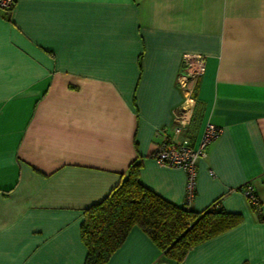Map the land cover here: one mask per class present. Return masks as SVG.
<instances>
[{
  "label": "crops",
  "instance_id": "0c3cea01",
  "mask_svg": "<svg viewBox=\"0 0 264 264\" xmlns=\"http://www.w3.org/2000/svg\"><path fill=\"white\" fill-rule=\"evenodd\" d=\"M185 55H202L191 122L221 129L197 162L191 212L240 223L166 259L138 227L105 264H264V0H17L0 11V264H83L84 211L139 163L182 206L185 174L152 157L174 139ZM253 185L259 207L242 190Z\"/></svg>",
  "mask_w": 264,
  "mask_h": 264
},
{
  "label": "trees",
  "instance_id": "16d2710c",
  "mask_svg": "<svg viewBox=\"0 0 264 264\" xmlns=\"http://www.w3.org/2000/svg\"><path fill=\"white\" fill-rule=\"evenodd\" d=\"M240 221L239 214L217 207L195 214L184 205L165 201L139 182V163H132L120 184L84 211L80 226L86 248L83 264H105L133 227L141 229L166 259L180 263L192 248Z\"/></svg>",
  "mask_w": 264,
  "mask_h": 264
},
{
  "label": "built area",
  "instance_id": "2783aa9c",
  "mask_svg": "<svg viewBox=\"0 0 264 264\" xmlns=\"http://www.w3.org/2000/svg\"><path fill=\"white\" fill-rule=\"evenodd\" d=\"M17 0H0V11L10 13ZM205 72V62L202 55H185L177 76V88L182 95L181 104L172 114L174 124V139L166 136L165 130H160L159 135L163 140L154 147L152 157L162 167L180 169L185 174V199L184 207L190 209L196 191L197 162L205 156L208 145L221 133V129L206 123L197 147L189 141L181 142L179 137L184 127L192 119L195 99L193 97L196 83ZM244 197L251 207H259V199L251 184H246L242 190Z\"/></svg>",
  "mask_w": 264,
  "mask_h": 264
}]
</instances>
